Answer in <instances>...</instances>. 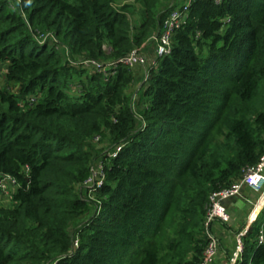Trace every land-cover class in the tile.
Here are the masks:
<instances>
[{"label":"trees","instance_id":"trees-1","mask_svg":"<svg viewBox=\"0 0 264 264\" xmlns=\"http://www.w3.org/2000/svg\"><path fill=\"white\" fill-rule=\"evenodd\" d=\"M139 2L0 0V264H201L211 195L264 156V0ZM184 4L168 54L123 62Z\"/></svg>","mask_w":264,"mask_h":264},{"label":"built area","instance_id":"built-area-1","mask_svg":"<svg viewBox=\"0 0 264 264\" xmlns=\"http://www.w3.org/2000/svg\"><path fill=\"white\" fill-rule=\"evenodd\" d=\"M220 2L221 0H216ZM187 4V3H186ZM176 8L165 19L159 35H154L153 40L156 44L155 51L158 56L168 54L171 50V39L174 31L181 26L187 16V5ZM47 39L48 36H42ZM123 62L131 68L148 66V57L141 51V48L131 50L124 58ZM87 67L100 69L101 65L92 60H84ZM105 71V68L103 69ZM34 100V99H32ZM99 141V137L95 138V142ZM102 168L93 169V175L87 181L88 186L102 184L103 180ZM19 184L16 178L11 175H0V196L3 201L9 199L12 193L18 188ZM245 187L250 188L254 193L258 194V198L253 203L250 214L247 218V224L235 236L236 248L230 260V264H239L244 251V239L251 225L257 220L264 208V156L260 162L253 167L247 169L244 178L241 181L233 183L230 187L215 192L210 198V207L205 222L206 235L208 238L207 246L204 251V256L201 264H213L219 250V242L211 230L214 221H228L229 214L225 207V202L241 196ZM258 242H264V227L262 226L258 233Z\"/></svg>","mask_w":264,"mask_h":264},{"label":"crops","instance_id":"crops-1","mask_svg":"<svg viewBox=\"0 0 264 264\" xmlns=\"http://www.w3.org/2000/svg\"><path fill=\"white\" fill-rule=\"evenodd\" d=\"M257 198L258 194L245 187L241 196L225 202L229 220H217L211 226V230L219 242L218 254L213 264H230L236 248L235 236L247 224V218Z\"/></svg>","mask_w":264,"mask_h":264},{"label":"rangeland","instance_id":"rangeland-1","mask_svg":"<svg viewBox=\"0 0 264 264\" xmlns=\"http://www.w3.org/2000/svg\"><path fill=\"white\" fill-rule=\"evenodd\" d=\"M116 3H117V6L119 7L125 4H129L131 5L132 9L134 8L135 12L131 14V19L133 21V24L136 25L137 22L140 20V10L142 9L141 3L139 2V0H116ZM153 36L154 34H152L148 38V42L146 43V45H143L141 47V51L148 57V66L153 64V61L155 60L157 56L156 51H155L156 44L153 40ZM4 72H5V67L1 65L0 66V87L4 86ZM142 79H143L142 77L137 79L132 91L138 88ZM102 147H106V143H103V144L100 143V148Z\"/></svg>","mask_w":264,"mask_h":264}]
</instances>
